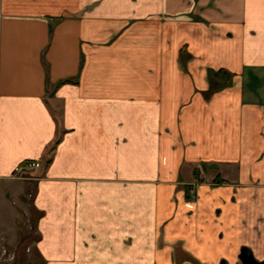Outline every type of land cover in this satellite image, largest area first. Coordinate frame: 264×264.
I'll return each mask as SVG.
<instances>
[{
    "label": "crops",
    "instance_id": "1",
    "mask_svg": "<svg viewBox=\"0 0 264 264\" xmlns=\"http://www.w3.org/2000/svg\"><path fill=\"white\" fill-rule=\"evenodd\" d=\"M0 231L28 264L264 260V0H0Z\"/></svg>",
    "mask_w": 264,
    "mask_h": 264
},
{
    "label": "rangeland",
    "instance_id": "2",
    "mask_svg": "<svg viewBox=\"0 0 264 264\" xmlns=\"http://www.w3.org/2000/svg\"><path fill=\"white\" fill-rule=\"evenodd\" d=\"M200 181H201V179L197 178V180H194L191 183H189L188 193L186 194V197L189 198L190 200L195 199L196 188L199 185ZM218 182H220V180H218ZM213 183H217V179L216 180L214 179ZM13 201H14V204L11 205L12 206V212L14 213L12 225L15 227L14 230L16 232H18L20 227H21L20 222L23 223L26 218L24 216V211H22L23 208L17 202L18 201L17 198L13 199ZM15 203H18L17 206L19 205V207H16ZM15 231H13V232H15ZM1 233H2V231H0V234ZM7 237H8V235H7ZM13 242H16V239L13 240ZM10 245L13 249L9 248V246L3 247L2 241L0 238V259L2 261V264H28V260H27L26 256H28L29 254H32V252L31 253L26 252L25 249L23 251L18 252V251H15V249L17 248V243L16 244L12 243ZM18 257H20L19 260H18Z\"/></svg>",
    "mask_w": 264,
    "mask_h": 264
},
{
    "label": "water",
    "instance_id": "3",
    "mask_svg": "<svg viewBox=\"0 0 264 264\" xmlns=\"http://www.w3.org/2000/svg\"><path fill=\"white\" fill-rule=\"evenodd\" d=\"M242 264H264V260H257L248 247H242L238 255Z\"/></svg>",
    "mask_w": 264,
    "mask_h": 264
},
{
    "label": "built area",
    "instance_id": "4",
    "mask_svg": "<svg viewBox=\"0 0 264 264\" xmlns=\"http://www.w3.org/2000/svg\"><path fill=\"white\" fill-rule=\"evenodd\" d=\"M40 166V162L38 160H29L26 163L23 164L24 168H37ZM1 262V259H0Z\"/></svg>",
    "mask_w": 264,
    "mask_h": 264
},
{
    "label": "trees",
    "instance_id": "5",
    "mask_svg": "<svg viewBox=\"0 0 264 264\" xmlns=\"http://www.w3.org/2000/svg\"><path fill=\"white\" fill-rule=\"evenodd\" d=\"M219 71H222V69H221V70H219ZM220 181H222V180L220 179Z\"/></svg>",
    "mask_w": 264,
    "mask_h": 264
}]
</instances>
